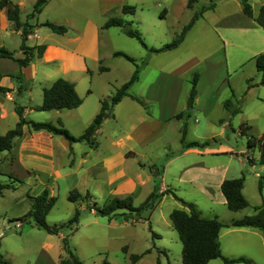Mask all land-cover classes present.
<instances>
[{"label": "rangeland", "instance_id": "1", "mask_svg": "<svg viewBox=\"0 0 264 264\" xmlns=\"http://www.w3.org/2000/svg\"><path fill=\"white\" fill-rule=\"evenodd\" d=\"M13 1L19 5L21 20H25L32 11L34 0ZM115 2L121 3V6H134L132 13L122 12L121 7H114L110 14L129 20L131 27L140 32L148 47H160L164 43L170 42L188 23L193 13L211 3L214 6L203 11L200 16L202 18L185 33L183 42L177 49L170 51L148 53L137 39L124 34L119 26H110L101 30V49L105 52L101 63L109 66V70L106 74L94 79L92 88L95 96L105 90L112 94L130 77L134 69L133 63L121 55L111 53L112 51H121L132 57L141 68L148 64L144 67L146 69L143 71L139 83L131 87V92L145 91L152 79V71L158 68L176 69L178 76L175 84L177 108L183 110L186 107L194 72H198L204 67L202 60L208 55L210 57L221 55L222 40L220 35L224 30L223 26L234 23V27H239L237 42L239 48L234 46V53L241 60L246 59L248 55V51L243 50V47L253 48V44L257 46L254 43L256 39L259 44L257 48L264 45V39L260 36L257 37L256 30L249 25L252 21L242 12L239 0H196L191 7H187V0H115ZM249 2L254 15L257 14L259 7L264 5V0H249ZM163 8L167 9L164 18L160 17ZM4 13L9 21L5 9ZM4 13L0 16V21L5 19ZM104 17L105 14L99 11L95 0H46L39 13L26 19L32 28L31 36L26 39V43L50 42L53 39L56 43L69 45L67 36L75 35L77 28L83 22L90 19L99 24ZM45 20L65 25L67 32L65 35H61L51 31L47 26L41 25ZM252 23L257 26L256 23ZM258 30L264 34L263 29ZM222 35L224 34L222 33ZM0 41H3L4 46L15 56L17 55L21 37L16 29L12 26L0 28ZM229 50L230 47L226 46L225 51L228 56ZM20 52L19 57H22L21 49ZM33 54H36V49L33 50ZM191 58L200 61L182 73L183 69L190 64ZM143 60L146 61L144 65H142ZM14 64L11 59H0V70L8 69L10 71L14 68ZM48 66L44 65V70ZM50 67V77H53L57 72L55 68ZM216 74H219V71ZM248 78H251V86H248ZM227 80L217 86V90L209 101H205V99L201 101L202 108L193 106L192 109H185L184 117H175L165 121L159 128V134L152 135L150 138L142 139L135 135L134 139L128 140L127 144L133 147L136 156L123 159L120 168H123V173L133 181L131 185L133 188H108V177L95 178L87 174L76 180L85 181L88 191L86 188L74 187L70 190L76 189L82 195L89 192L90 198L69 201L67 193L70 190L68 189L74 185L71 177H57L58 180L53 181V187H49L46 186V182L44 183L46 175L41 174L40 171L34 175L21 170L17 176L8 172V160L4 159L5 155H1L7 154L9 151L0 150V182L14 185L13 189H3L0 194V256L4 262L6 261L5 264H51V261H47L44 255L43 245L48 243L53 246L48 249L50 254L52 255L59 249L61 253L59 263L68 264V260L71 262L69 254L62 245V240L65 237L68 240L69 248L81 261V264H97L104 259L109 264H182L181 241L169 219V212L173 208L184 207L178 197L192 202L203 217L221 215V218H224L223 212L231 214V210L225 204L213 202L208 195L197 189L193 182L186 180L190 175L184 171L189 169L190 164L202 158L207 166H225L224 179L243 176V192L246 195L244 197L249 203L247 208L253 210L254 206L251 207L250 204L259 203L260 196L264 192V183L261 186V191L259 189V180L264 178V163L259 162L257 146L248 147L247 134L240 132V124L247 123L249 125L247 133L256 137L264 134V83L261 80V73L256 70L254 59L245 61L235 70L230 68ZM86 83L89 84V79H82L84 86ZM207 85L204 88L205 91L208 90ZM88 87L90 88V86ZM35 93L31 100L32 103L37 97L39 101L42 100V93L39 92L37 95ZM225 99H231L239 111L232 114L226 109L223 105ZM4 101L7 111L10 113L14 105H26L29 96L26 93L21 95L16 93L13 101L8 99ZM95 102L94 99L84 105L83 108H86L84 116L92 103ZM120 106L122 108H117L116 113L119 117L123 115V120L117 122L113 115L105 119L94 137L99 146L87 155L89 164L112 152L113 147L111 148L109 145L110 137L118 135L126 128L130 130L134 124H137L139 129V123L142 122L140 119L142 111L139 109L138 111L130 110L127 105ZM150 107L152 108V106ZM150 107L148 105V108ZM152 109L155 110V108ZM144 110L146 109L144 108ZM32 114H39L40 117L51 116L50 119H54L55 116L54 111H33V113L25 114V119H32ZM50 122L54 123V121ZM149 122L151 120L147 119L143 123ZM68 125L69 129H66L73 135H79L84 131L83 126L81 127L78 123L73 122ZM145 126L148 125L144 124L143 128ZM183 129H185V141H207L208 143L202 147L210 149L208 154H202L203 156L196 153L181 154L184 148L180 140ZM77 144L74 145L77 152L82 149L84 151L89 146L86 141H80ZM222 147H227V150L221 149ZM173 156L174 159L169 161ZM253 162L255 166L252 167ZM117 169L118 167L114 168V174ZM180 171H182L181 174ZM192 171V177H190L198 183L201 174L199 172L202 169L199 166L196 167V171ZM257 171L260 176L255 175ZM44 189L56 197L54 205L45 217L47 223L67 221L77 208L80 212L77 223L70 224L61 230L63 234L61 242L59 235L50 234L42 228H37L32 221L22 220V216L30 209V196L38 195ZM153 190L155 197L152 199L151 205L141 211L140 218L134 213L129 215V211L126 209L118 210L111 216H102L94 209L88 208V204L91 202L102 206L114 196H130L132 204L138 206ZM124 246H126L125 251L123 250ZM133 253L141 254V256L136 261H132L129 255ZM257 256L259 262L256 264H264V253ZM211 263L224 264L220 257L215 258Z\"/></svg>", "mask_w": 264, "mask_h": 264}, {"label": "crops", "instance_id": "2", "mask_svg": "<svg viewBox=\"0 0 264 264\" xmlns=\"http://www.w3.org/2000/svg\"><path fill=\"white\" fill-rule=\"evenodd\" d=\"M95 1L97 3V8L99 9V11L105 14V17L99 24H96L90 19H87L86 22H83V24L77 28V32L75 35L67 36V42L69 43V45L56 43V41L53 39H51L50 42L43 41V43L45 44V48L43 49L42 54L40 56L34 54L26 66L20 67L16 61L11 59V61L15 63L14 68H12L10 71L8 69L0 70V86L9 89L6 92H0V134H4L8 129L12 128L18 120V115L15 111L16 105H14L11 112L8 113L5 106V99L13 101L16 93L18 95L26 93V95L29 96V101H27V104L23 106V115L25 116V114L33 113V111L40 112L39 110H35L33 108V106L39 105L42 102V100L40 99L39 101L37 97L35 99V102L32 103L31 100H33L32 97L34 92H36V95L39 92L42 93L43 87L49 86L54 79L60 76L74 82L75 89L79 96L82 98V102L77 107L70 109L41 110L47 112L54 111V119H50L51 116L40 117L39 114H32V119H34L35 121L40 119L46 121L49 120V122L54 121L55 124H57V120L60 119L63 126L67 129H69L68 124L74 122L75 124L78 123V125H80L81 127L83 126V130H85L87 125L92 121L93 117L99 112L101 98L111 95L105 90L95 96V92L92 88L94 79L100 75L106 74L109 70V66L101 63L103 56H105V52L103 51V49H101L100 33L101 30L109 28L104 27V22L109 16H112L110 14L112 8L121 7V3H117L115 2V0ZM0 11V16H2L4 13V9L0 8ZM162 11H164V15L162 17L164 18L167 14V9L163 8ZM4 16L5 19H2V21H0V28L12 26L11 21L9 20V22L7 20L5 13ZM201 18L202 17L196 19L192 26H194L196 22H198ZM250 20L256 23L251 17ZM252 22H250L249 25L256 30L257 37L260 36L262 39H264L263 32H260L258 30L263 28L257 23V26H255V24H253ZM192 26L190 27V29L192 28ZM222 28L224 30L220 35L222 40V46L220 48L221 55H214L212 57L208 55L202 60L204 61V67L198 70V72H194V74H197L195 86L196 93L191 107H188L187 97L186 107L183 110H178L179 107L177 108L175 84L178 76L175 71L176 69L170 70L158 68L152 71V79L150 80L147 89L145 91L131 92V87L139 83L142 73L146 69L144 67L147 66V64L140 69L138 79L131 85V87L129 88V92L141 98L146 104L149 105V107L152 106V108H155V110L150 107L148 108L149 113H147V111L144 110V107L136 99L130 96H124L117 103H115L108 112V115L104 117L102 123H104L105 119L111 115L114 116L115 121L117 122L121 119L123 120L124 116L120 115L119 117L116 113L117 108H122L120 105H127V108H130V110L138 111L139 109L144 115L140 113V119H142V122L139 123L140 130L138 129L137 124H134L131 126L130 130L126 128L125 131L122 130L118 135L112 136V138L110 137L109 145L111 148L113 147L111 153L105 155L104 157L96 159L90 164L87 161V155L89 154V152L96 150L99 146L94 137L96 132L102 126V123L94 132L89 142L86 140H80L86 141L89 146H87V149H84V151L82 149L79 152L75 150L74 145H78L77 143H79L80 141H74L70 143L63 135L54 134L46 130H32L28 125H24L23 134L20 137L15 138L13 146L9 150V152L7 154H1L2 156L5 155L4 159L8 160V172H11L18 176L17 173L21 170L34 175H37L38 171H40L41 174L46 175L47 178L45 179L44 183L46 182V186L49 187H53V181H57V177H71V180L74 181V185H71L68 190L74 187L83 189L86 188V191H88L87 187L85 186V181L80 182L76 180L81 176H85L87 174L90 177L92 176L95 178L108 177V188H133V186H131L133 184V181L130 179V177L126 176L123 173V168H120L123 159L136 156V152L133 147L127 144L128 140L134 139L135 135L137 138H150L152 135L159 134V128H161L162 124L165 121L175 118V115L178 112H185V109H192L193 106H195V108H202L201 101L203 99H205V101H209L213 93L217 90V86H220L224 82H226L230 68L235 70L239 66H242L245 61L254 59L257 54L264 52V45H262V47L260 48H257L259 44H257L258 41L256 39L254 40V43H256L257 46L253 44V48H242L243 50L248 51V55L246 59L241 60L237 56V54L234 53V46L236 48H239L237 46L239 27H234V23H229ZM17 31L20 33V30ZM65 33L61 35H65ZM222 33L224 35H222ZM30 36L31 34L28 35V37ZM183 40L178 44V46L183 42ZM36 44L41 43L35 42L28 45ZM4 45V42L0 41V46ZM178 46L165 51L177 49ZM226 46L230 47V50L228 51L229 56L225 51ZM113 52L114 51H112L111 53L113 54ZM19 55H21L20 48L18 49V53L16 56L19 57ZM0 59L4 58L1 57ZM199 61V59H192L190 64H188L183 69L182 73L186 70H189L193 65L198 64ZM44 65H49L47 69H45L46 71L44 70ZM100 66H105L106 69L100 70ZM49 67L56 69L57 73L55 74V76L50 77L51 72ZM218 71L219 74H216V72L218 73ZM82 79H89V84L86 83V85L84 86L82 84ZM206 85V88L208 89L207 91L204 90ZM88 86H90V88ZM94 99L96 100V102L92 103L90 109L87 111V114L84 116V109H86L83 108L84 105L86 103L89 104V102L94 101ZM204 107H207L206 104L204 105ZM147 119L151 120V122L143 123ZM144 124L148 126H145L143 128ZM83 132L84 131H82V133ZM82 133H79V135ZM221 149L227 150V147H222ZM209 150L210 149L206 147H186L183 148L181 154L196 153L198 155H206L208 154ZM173 159L174 156L171 157L169 161ZM199 166L201 167L202 171L199 172L201 174L200 179L197 183L194 182L196 180L191 178V174L193 172L192 170L196 171V167ZM251 166H255V163L253 162ZM115 167H118V169L114 174L113 171ZM188 168L189 169L185 170V167H183V170H185L184 172L189 173V175L191 176L186 179L188 182H193L194 186L202 191L205 195H208L213 202H218L226 205L225 197L220 190V184L225 178V166H207L204 162V159L202 158L198 161H195L193 164H190ZM182 171H180V174L182 173ZM77 174H79V176H77ZM255 175L260 176L258 171L255 172ZM113 183L114 185H112ZM51 190H53V188H51ZM243 191L244 189L242 187V192ZM243 194L244 196H246L244 192ZM260 203L264 204V192L262 196H260L259 203L255 202L251 203L250 205L251 207H253ZM247 207L236 211L231 210V214L223 212L222 216H225L224 218H221V215H217V217L223 222H229L233 219L241 218L244 215L255 213L254 208L253 210H250ZM57 235H59L61 242V238L63 236L62 232H59ZM218 237L221 253L225 257L234 258L238 256H244L256 263L259 262L257 259V255L262 254V252L264 253V237L262 231L259 228L222 226L219 230ZM43 246L45 248L44 255L46 257V260H50L51 264H59V261L61 259V253L59 252V249L54 251L51 255L50 250L48 249L50 247H53L52 244L48 243ZM214 259L208 261L207 264H212L211 262ZM231 264L245 263L237 262Z\"/></svg>", "mask_w": 264, "mask_h": 264}, {"label": "trees", "instance_id": "3", "mask_svg": "<svg viewBox=\"0 0 264 264\" xmlns=\"http://www.w3.org/2000/svg\"><path fill=\"white\" fill-rule=\"evenodd\" d=\"M46 0H34L32 5V11L26 17L28 19L31 16H35L36 13H39L44 2ZM196 0H187V7H191L192 3ZM241 4L242 12L253 18L254 21L264 29V5L259 7V10L256 15L253 13V8L249 0H239ZM214 4H209L202 7L199 11L193 13L190 20L186 25H184L181 31L176 35L174 39L170 42L164 43L160 47H148L143 41L140 32L137 29L131 27V22L120 16H109L104 22V27L110 26H119L121 30L129 37L137 39L148 51V53H159L165 50L173 49L178 46V44L183 40L185 33L193 25L196 19H198L204 10L212 8ZM0 8H4L7 12V16L11 21L12 27L16 30H20V45L23 56H15L10 50L4 46H0V58H10L18 63L20 67L26 66L30 59L33 57V50L36 49V55L40 56L45 44H36L28 45L26 39L28 35L32 33L31 24L25 19L21 20L20 18V9L19 5L13 0H0ZM122 12H134L133 5H123L121 6ZM164 11L160 12V17H163ZM41 25L47 26L51 31L59 34H63L67 31V27L60 23H55L52 21H44ZM113 55H121L134 65V69L125 82H123L115 91L107 96L103 97L100 100V110L93 117L92 121L85 128L84 132L78 136L72 135L62 124L61 120H57V124L49 121H35L27 120L23 115V106L16 105L15 111L18 115V120L15 125L8 129L4 134H0V150H10L13 146L14 140L17 137H20L23 134V126L28 125L32 130H46L54 134L63 135L70 143L74 141L86 140L90 141L94 132L98 129L102 123L104 117L108 115L111 107L117 103L122 97L130 96L136 99L149 113L148 105L139 97L131 94L129 88L131 85L138 79V75L141 69V66L134 62V59L129 55L121 51H114ZM255 67L257 71L261 73V80L264 83V52L257 54L254 57ZM146 63L145 60L142 61V65ZM100 70H105V66H100ZM196 80L197 74H194L191 81V86L188 94V107H191L194 101L196 93ZM251 78L247 79L248 86H251ZM9 90L6 87L0 86V92H6ZM82 102V98L79 96L75 89L74 82L64 78L57 77L54 79L49 86L42 88V102L39 105L33 106L35 110H60V109H70L77 107ZM223 105L228 109L232 114L239 111L237 106H234L231 99H225ZM186 115L185 112H178L175 117L181 118ZM185 127V126H184ZM249 125L247 123L240 124V132L247 134V145L248 147L257 146L259 151V162L264 163V134L259 137L254 136L253 134L247 133V128ZM185 129L182 130V136L180 138L183 147H202L208 142H199V141H185L184 138ZM249 159V158H248ZM14 180H19L18 178H13ZM243 176L235 178H226L223 179L220 184V190L225 197L226 206L233 211L243 209L249 205L247 199L242 193L243 187ZM264 183V178L259 180V189L261 191V186ZM14 185L11 183H2L0 182V194H2L3 189H13ZM90 198L89 192H86L85 195H82L76 189H72L67 193V199L69 201H76L79 198ZM155 197L154 190L151 191L144 201L138 205L134 206L130 196L125 197H111L109 198L102 206L96 205L95 202H91L88 205V208L94 209L96 213L102 216H111L117 213L118 210L126 209L129 211V215L134 213L138 218L141 211L146 207L151 205L152 199ZM31 206L26 214L22 216V220L27 222L32 221L37 228L44 229L47 233L58 234L62 229L67 228L70 224L77 223L79 217V209H75L73 215L64 222L49 224L46 222L45 217L49 212L50 208L54 205L56 197L50 195L47 189H44L40 194L30 196ZM178 200L184 206L183 208H173L169 212V219L173 227L178 232L180 241H181V263L182 264H207L208 261L214 258H222L224 264H231L237 262H243L245 264H256L253 261L249 260L244 256H238L234 258H228L222 255L220 242H219V230L222 226H234V227H256L262 231L264 237V204L254 206L255 213L244 215L241 218L233 219L229 222L221 221L217 216L213 217H203L200 212L196 209L195 205L186 201L181 197H178ZM154 234V233H153ZM155 235V234H154ZM63 248L69 254L68 264H81V261L73 254L69 248V243L67 238L62 240ZM123 250H126V246L123 247ZM141 254H130L129 257L132 261L139 259ZM62 261V260H61ZM6 262V261H5ZM4 260L0 256V264H5ZM61 264V262L59 263ZM97 264H109V262L104 259Z\"/></svg>", "mask_w": 264, "mask_h": 264}, {"label": "water", "instance_id": "4", "mask_svg": "<svg viewBox=\"0 0 264 264\" xmlns=\"http://www.w3.org/2000/svg\"><path fill=\"white\" fill-rule=\"evenodd\" d=\"M157 170V169H156Z\"/></svg>", "mask_w": 264, "mask_h": 264}]
</instances>
